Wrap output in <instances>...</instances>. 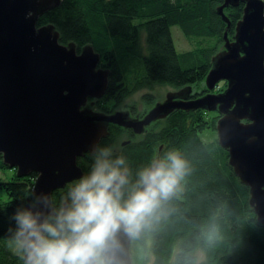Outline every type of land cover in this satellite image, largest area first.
Returning <instances> with one entry per match:
<instances>
[{
    "label": "water",
    "instance_id": "water-1",
    "mask_svg": "<svg viewBox=\"0 0 264 264\" xmlns=\"http://www.w3.org/2000/svg\"><path fill=\"white\" fill-rule=\"evenodd\" d=\"M61 0H0V157L16 176L36 173L37 192L51 193L81 175L78 157L108 135L110 123L144 132L176 110H217L218 144L248 186L249 204L264 224V0H222L216 11L226 23L223 48L210 59L207 91L193 96L184 85L166 93L141 118L128 111L94 110L110 70L99 67L92 45L79 52L60 42L54 24L39 17ZM242 4L232 37L226 7ZM220 81L226 86L213 92ZM122 264H132L130 239L121 234Z\"/></svg>",
    "mask_w": 264,
    "mask_h": 264
},
{
    "label": "trees",
    "instance_id": "trees-1",
    "mask_svg": "<svg viewBox=\"0 0 264 264\" xmlns=\"http://www.w3.org/2000/svg\"><path fill=\"white\" fill-rule=\"evenodd\" d=\"M221 2L61 0L39 17L38 25L50 22L58 29L60 42L73 41L77 49L90 44L100 57L103 53L110 70L105 94L118 104L135 89L154 84L175 88L189 84L201 89L199 84L210 68L211 56L219 50L218 45L204 46L202 42L224 41L226 23L216 11ZM224 10L229 11L228 36L232 37L242 4ZM173 28H178L185 38H195L196 46L178 50ZM125 60L128 66L138 63L143 71L133 87L123 84ZM144 98L152 101L149 94ZM202 113L176 110L157 133L148 137L149 144H132L123 149L133 180L139 167L154 156L156 146L157 155L177 149L190 163L182 191L169 202L167 217L136 241L150 242L152 264H195L198 250L204 255L198 264H264V224L256 220L248 201V186L239 181L228 164L226 149L217 140L201 136L207 127ZM107 140L105 137L100 142L108 145ZM6 167L0 157V168ZM34 176L31 173L18 177L14 172L11 179L0 181V209L7 208L11 213L26 189L33 186ZM2 189L8 196L6 200L1 197ZM211 224L218 226L219 234L208 243L204 231ZM8 226L5 213L0 217V264H21L8 247Z\"/></svg>",
    "mask_w": 264,
    "mask_h": 264
},
{
    "label": "clouds",
    "instance_id": "clouds-1",
    "mask_svg": "<svg viewBox=\"0 0 264 264\" xmlns=\"http://www.w3.org/2000/svg\"><path fill=\"white\" fill-rule=\"evenodd\" d=\"M90 164L65 183L56 198L26 189L8 213V247L21 264H122L121 234L137 240L168 215V205L182 191L189 161L177 149L153 156L135 179L123 148L97 140ZM219 229L211 224L204 239L212 243Z\"/></svg>",
    "mask_w": 264,
    "mask_h": 264
},
{
    "label": "rangeland",
    "instance_id": "rangeland-1",
    "mask_svg": "<svg viewBox=\"0 0 264 264\" xmlns=\"http://www.w3.org/2000/svg\"><path fill=\"white\" fill-rule=\"evenodd\" d=\"M225 13L227 14V13H229V11H227ZM172 32H173V35H175L176 40L174 39V37H173V39H174L175 46L178 50L189 49V48H193L194 46H196L197 40L195 38H187V37L185 38L178 28L177 29L173 28ZM214 43H215V41L213 39H205L202 42V44L204 46L218 45L219 50L221 48H223V45L220 44L219 42H217L216 44H214ZM101 56L102 57H101L100 62H99L100 65H98V66L103 67V68H108V65L104 59L103 53L101 54ZM128 63H129V61L125 60V63L123 66L124 69H122V71H123V84L125 83L129 87H133L137 81L136 79L142 77L141 75H142L143 71L141 70L140 65L138 63H133L130 66H128L129 65ZM142 67H143V65H142ZM219 85H221V86H219ZM199 86L201 87V89H198V86H193V93H194L193 96L194 97L198 96L200 94H203L207 91V89H205L204 80L201 81ZM225 86H226L225 81H220L216 85L215 89H213V92L220 91ZM172 90H177V88L170 86V85H166V84H154L151 88L139 87L138 89H135L133 92H131L129 95H127V97H125L122 100L123 101L122 103H128V104L134 103L139 108H144V109L149 110L154 105V103L156 101L163 100L166 96V93L169 91H172ZM105 93H106V91H105ZM105 93L101 97H99L98 99L92 98V101H94V105H92V108L94 110H103L104 109V110H108V111L109 110L114 111V110H116V108L118 109V107L120 106V102L118 104L117 103L115 104L114 98L110 97L109 95H107ZM145 94L151 95L152 101H150L149 103L143 101L142 96ZM195 111H203L202 115L205 116L206 120H207V123H206L207 127L201 132V136L207 140H217V133L215 130V124H216V121L219 117V112L217 110L209 111V110H205V109H195ZM166 118L167 117L156 122V127H155L156 131L160 130L164 126ZM112 133L108 135L111 146L121 147V141L123 139H126L125 134L122 133L117 138L118 134L116 132L113 134ZM158 150L159 149L156 146L154 156H156L158 154ZM77 161H78V159H77ZM79 161L85 166L84 171H86L88 165L91 162L90 156L81 158V159H79ZM78 164L80 165V163H78ZM14 172H15L14 168H10V167L0 168V181H6L8 179H11ZM26 176H28V175H26ZM35 176H36V173H35ZM35 176L32 178L33 179L32 184L34 182ZM61 190H62V188L57 189L56 191H54L53 195L56 198H58ZM1 197L3 200L8 199V196H7L6 192L4 191V189L1 190ZM144 242H145L144 244H141L140 242H136V241L131 242V249H132V253H133V263L134 264H152L153 256H152L150 248H149L150 242H148L147 240H145ZM196 254H197V261L195 264H198V262L203 259L204 255H203L201 250H198L196 252Z\"/></svg>",
    "mask_w": 264,
    "mask_h": 264
},
{
    "label": "flooded vegetation",
    "instance_id": "flooded-vegetation-1",
    "mask_svg": "<svg viewBox=\"0 0 264 264\" xmlns=\"http://www.w3.org/2000/svg\"><path fill=\"white\" fill-rule=\"evenodd\" d=\"M78 50H80V49H77V51ZM125 97H127V96H125ZM142 98H143L142 99L143 101H145L147 103L150 102V101H148L147 99L144 98V95L142 96ZM122 100L120 101V106L118 107V109L117 108L116 109L117 110H122V111H128L129 116L132 117V118L141 119L148 111V109L137 107L136 104H134V103H130V104L122 103L123 102ZM103 111L110 113L113 110L106 111V110L103 109ZM159 120H162V119H159ZM159 120L153 121L150 124L146 125V130L144 132H135L130 127H125V126H122V125L110 123L109 126H108V135L111 134L112 132L113 133L116 132L118 134L117 135V138H118L122 133L125 134L126 139H123L121 141V147L123 149H125L126 147H128L129 145H132V144H134V145L135 144H139V143L149 144L148 137H150V135H153L154 133H157V131L155 130V127H156V122L159 121ZM108 135L106 136L108 138L107 144H108V146H111ZM88 156H89V153L87 152L83 156L78 157V163H80V165H81V167L83 169H85V166L79 161V159L84 158V157H88ZM132 241L133 240H130L129 251H130V254H131L132 264H134L133 263V253H132V249H131V242ZM136 242H138V241H136Z\"/></svg>",
    "mask_w": 264,
    "mask_h": 264
}]
</instances>
